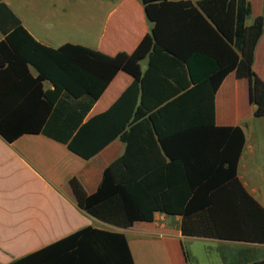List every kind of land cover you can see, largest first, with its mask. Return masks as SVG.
Returning <instances> with one entry per match:
<instances>
[{
  "label": "trees",
  "instance_id": "obj_1",
  "mask_svg": "<svg viewBox=\"0 0 264 264\" xmlns=\"http://www.w3.org/2000/svg\"><path fill=\"white\" fill-rule=\"evenodd\" d=\"M140 4L149 33L131 53L108 56L39 44L0 0V59L17 80L0 93V137L41 134L83 160L117 139L123 151L93 193L68 180L77 207L102 224L127 229L161 212L181 217L182 236L264 244V209L236 177L242 132L213 124L214 92L231 72L247 82L252 116H264V83L251 69L264 13L245 26L246 0ZM161 39L178 40L187 56L170 55ZM117 72L130 84L85 119ZM8 264L133 262L122 233L87 226Z\"/></svg>",
  "mask_w": 264,
  "mask_h": 264
},
{
  "label": "crops",
  "instance_id": "obj_2",
  "mask_svg": "<svg viewBox=\"0 0 264 264\" xmlns=\"http://www.w3.org/2000/svg\"><path fill=\"white\" fill-rule=\"evenodd\" d=\"M194 1V0H191ZM22 27L39 44L57 49L65 44L113 56L131 53L149 33L140 0H2ZM245 26L264 13V0H246ZM1 39V36H0ZM170 55L176 39L159 40ZM140 70L146 60L139 62ZM251 69L264 83V25L254 46ZM34 76V72L30 69ZM17 82L0 59V93ZM131 78L117 72L94 102L86 118L99 114L119 97ZM44 88H48L44 84ZM215 127H239L243 145L236 177L244 190L264 209V116H252L247 82L228 73L213 95ZM123 151L113 140L93 157L83 160L41 134H24L10 143L0 137V264H8L81 228L122 233L133 264H199L187 247L205 245L201 264H247L264 260V244L186 237L180 234L181 217L155 212L150 222H134L127 229L102 224L76 205L68 180L75 178L86 194L97 188L102 171ZM187 245V246H185ZM185 251L187 257H184Z\"/></svg>",
  "mask_w": 264,
  "mask_h": 264
},
{
  "label": "rangeland",
  "instance_id": "obj_3",
  "mask_svg": "<svg viewBox=\"0 0 264 264\" xmlns=\"http://www.w3.org/2000/svg\"><path fill=\"white\" fill-rule=\"evenodd\" d=\"M205 245L211 246V244H205L204 242L201 243V242L195 241L193 243V245H190V247H187L188 250H190L191 253L196 256L197 262L199 264H201V261L199 260L198 257H199V254H200L201 250L203 249V246H205ZM185 246H187V245H185Z\"/></svg>",
  "mask_w": 264,
  "mask_h": 264
}]
</instances>
